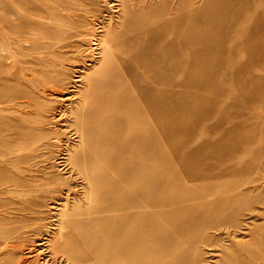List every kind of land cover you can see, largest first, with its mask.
Segmentation results:
<instances>
[{
    "label": "rangeland",
    "instance_id": "obj_1",
    "mask_svg": "<svg viewBox=\"0 0 264 264\" xmlns=\"http://www.w3.org/2000/svg\"><path fill=\"white\" fill-rule=\"evenodd\" d=\"M0 264H264V0H0Z\"/></svg>",
    "mask_w": 264,
    "mask_h": 264
},
{
    "label": "bare ground",
    "instance_id": "obj_2",
    "mask_svg": "<svg viewBox=\"0 0 264 264\" xmlns=\"http://www.w3.org/2000/svg\"><path fill=\"white\" fill-rule=\"evenodd\" d=\"M140 104H144V108L143 109H140V108H137L136 107V110L134 112V115L136 116V121L137 120H140V119H143V121H145V127L143 128L142 132H143V135L145 136L146 140H145V145L147 148H150L151 146V140H150V135H151V132L153 130H155V127L153 128L151 124H149L148 122V114L152 113V105L149 104V100H147V97L146 96H142V102ZM142 106V107H143ZM142 112H146V114H142ZM166 116L167 115H164L162 118H161V122L162 124L158 125V128L156 129H159V131L163 130V128L165 127V121H166ZM143 200L147 203H151L152 202V197L150 198V195H149V192H147L146 194L143 195ZM143 226H142V230L144 229L145 231V239L147 242L150 241V231L152 229V222L150 221V219L148 217H144L143 221ZM141 230V231H142ZM141 238H144L143 236V232L141 233V235H139ZM164 253V252H162ZM184 256L185 254H181L179 256H177L176 258H181V256ZM185 257V256H184Z\"/></svg>",
    "mask_w": 264,
    "mask_h": 264
}]
</instances>
